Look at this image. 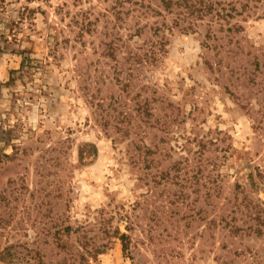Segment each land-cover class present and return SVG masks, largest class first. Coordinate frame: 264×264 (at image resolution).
Here are the masks:
<instances>
[{
  "label": "rangeland",
  "instance_id": "obj_1",
  "mask_svg": "<svg viewBox=\"0 0 264 264\" xmlns=\"http://www.w3.org/2000/svg\"><path fill=\"white\" fill-rule=\"evenodd\" d=\"M0 264H264V0H0Z\"/></svg>",
  "mask_w": 264,
  "mask_h": 264
}]
</instances>
